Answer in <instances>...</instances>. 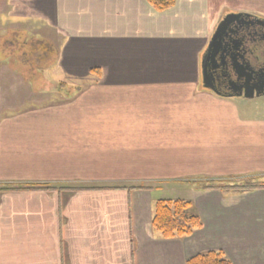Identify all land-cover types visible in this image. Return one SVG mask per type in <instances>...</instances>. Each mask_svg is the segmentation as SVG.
<instances>
[{"label":"crops","instance_id":"crops-1","mask_svg":"<svg viewBox=\"0 0 264 264\" xmlns=\"http://www.w3.org/2000/svg\"><path fill=\"white\" fill-rule=\"evenodd\" d=\"M60 2L55 71L101 75L81 100L0 118V184L74 189L0 192V264H185L209 251L264 264V189L193 184L264 178V104L199 83L219 19H264V0H176L163 13L145 0H76L66 23ZM199 93L231 115H187ZM175 199L202 227L165 240L151 226L154 205Z\"/></svg>","mask_w":264,"mask_h":264},{"label":"rangeland","instance_id":"rangeland-1","mask_svg":"<svg viewBox=\"0 0 264 264\" xmlns=\"http://www.w3.org/2000/svg\"><path fill=\"white\" fill-rule=\"evenodd\" d=\"M60 3V22L72 21L76 11V0H61ZM69 13H71V19L69 18ZM52 15V0H5L3 9L0 10V35L5 34V28H12L23 30V41L26 39L31 40L33 39L32 37L36 36L38 37L37 39L43 38L44 40L49 38L51 40L53 37ZM45 46V44L35 46V50L31 52L27 47H24L23 69L18 71L23 78L22 83L19 81L16 83L14 79L18 78V76L10 75V71L0 74V118L20 115L21 112L30 114V111L56 104L60 105L64 101L75 102L81 100L85 93L84 91L93 83H97L93 82L94 80L87 75L74 76L72 73H67V71H55V57L51 58L50 46ZM34 54H37L38 58H34ZM59 82H65V90H58ZM197 97L198 105L191 108V113L188 105L185 109L187 115L200 114L201 108L197 109V107L203 108L201 111L202 115H231V109L225 108L220 102L213 100L211 96L210 98H205L199 93ZM244 102L247 103V106L251 104H261L263 106L264 96L255 98L252 101L244 100ZM261 180H264V178ZM5 185L7 184H0V188ZM157 194L158 196L165 195L164 193Z\"/></svg>","mask_w":264,"mask_h":264},{"label":"trees","instance_id":"trees-1","mask_svg":"<svg viewBox=\"0 0 264 264\" xmlns=\"http://www.w3.org/2000/svg\"><path fill=\"white\" fill-rule=\"evenodd\" d=\"M156 12L163 13L175 5L176 0H145ZM100 71H89V76L100 78ZM92 82V81H91ZM94 82V81H93ZM65 82H59V91L65 90ZM78 89V88H76ZM77 92V91H76ZM195 186L200 190H219L225 194H247L264 189V183L258 177L223 180V181H197ZM74 190L71 188H55L48 185H10L1 186L0 192L45 191L56 192ZM152 228L165 240L183 239L190 237L195 231L200 230V218L192 211L188 201L157 200L154 205ZM185 264H231L221 251H209L189 258Z\"/></svg>","mask_w":264,"mask_h":264},{"label":"flooded vegetation","instance_id":"flooded-vegetation-1","mask_svg":"<svg viewBox=\"0 0 264 264\" xmlns=\"http://www.w3.org/2000/svg\"><path fill=\"white\" fill-rule=\"evenodd\" d=\"M4 2L5 0H0V10L3 9ZM235 31V35H232V38L229 40L231 44H229L225 51L231 54L232 48L239 47V55L242 56L241 60H246L250 64L247 71H261V73H264V28L257 26L256 22L251 23L246 21L241 23L239 28L235 29ZM32 38L31 40L26 39L23 41L22 29L5 28V34L0 35V74L5 71H10V75L14 74L18 76V78L14 79L16 83L17 81L23 82V78L18 71L23 69L24 47H27L31 52L35 50V46L45 44V47L50 46L52 53L51 58L55 57V44L52 42V39H37V36ZM33 57L38 58V55L34 54ZM210 66L212 67V65ZM213 72L216 77L215 87L219 93L227 95L237 91V89L232 88L229 83V80L234 79L232 77V71H230L229 68H219ZM199 77L200 86H202L200 74ZM241 84H243V82L237 85ZM247 86H250V84Z\"/></svg>","mask_w":264,"mask_h":264},{"label":"water","instance_id":"water-1","mask_svg":"<svg viewBox=\"0 0 264 264\" xmlns=\"http://www.w3.org/2000/svg\"><path fill=\"white\" fill-rule=\"evenodd\" d=\"M246 21L256 22L257 26L264 28V19L250 14L230 13L219 19L200 62L199 74L204 90L219 97L236 100H252L264 96V73L247 71L250 64L246 60H241L239 47L232 48L231 54L225 51L231 44L229 40L232 35L236 33L235 29H238L240 24ZM224 67L232 71L234 79L229 80V83L232 88L237 89L232 94L223 95L215 87L216 77L213 71ZM240 82L243 84L237 85ZM249 84L250 86H247Z\"/></svg>","mask_w":264,"mask_h":264}]
</instances>
